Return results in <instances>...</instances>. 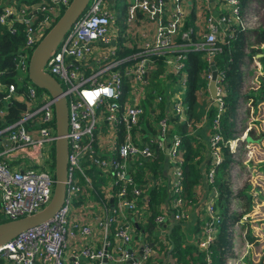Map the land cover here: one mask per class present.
Returning a JSON list of instances; mask_svg holds the SVG:
<instances>
[{"label":"built area","instance_id":"obj_1","mask_svg":"<svg viewBox=\"0 0 264 264\" xmlns=\"http://www.w3.org/2000/svg\"><path fill=\"white\" fill-rule=\"evenodd\" d=\"M124 1L123 5H116ZM70 2L0 0V25L13 34L19 27L23 32L22 44L7 61L0 59V123L3 124L0 223L41 210L54 192L57 139L54 100L31 83L28 69L37 44ZM227 3L228 16L211 12L204 15L202 8L212 9V0H89L44 65V71L59 82L67 102L68 151L63 204L49 220L0 245V264H148L156 256L160 243H166L159 236L164 237L168 232L165 224L169 216L176 223L190 222L193 217L203 222L192 242L205 252L206 264H212L209 246L221 222L215 204L218 192L213 184L216 169L223 162L222 147L226 142L234 158L229 169L232 189L229 206L230 211L240 215L231 226L233 253L226 264H248V257L257 263L253 253L257 244L263 248L256 258L259 261L264 256V171L255 159L264 152L258 154L252 143H246L238 164L239 147L246 139L247 130L256 127L253 118L247 120L234 140L224 141L220 133L225 96L222 74L217 72L215 97L209 99V105H215L217 113L208 122L204 154L209 165L201 169L195 202L183 196L180 136L174 133L169 138L172 129L166 117L155 122L154 140L145 138L150 136V126L142 129L141 125L149 75L155 70L157 58L174 45L190 8L196 10L203 23L197 31V40L191 41L193 31L189 28L182 34L188 43L180 47L181 51L163 59L168 74H180L188 51H206L209 59L217 50L214 47L217 38L231 37L233 20L244 27L247 12L240 11L239 0H227ZM122 9L124 19L117 23V13ZM206 76L211 81L212 73ZM156 100L159 102L161 96L157 95ZM16 102L24 104L20 117L7 122V117L16 116L13 114ZM257 108L258 119L263 123L264 112L260 111L261 105ZM173 109L170 114L178 116V123L187 120V107L181 99L173 101ZM155 114L156 111L151 117ZM206 114L197 126L206 122ZM192 124L194 120L188 123L187 134L192 133ZM167 144L168 174L153 177L145 163L154 157L155 149L164 150ZM44 145H53L48 167L42 160ZM155 185H166L170 198L154 218L158 226L153 236L161 238L158 241L148 232L149 190ZM246 185V194L251 198L247 208L246 200L238 195ZM246 225L252 230L251 242L247 239ZM165 260L167 264H176L168 256Z\"/></svg>","mask_w":264,"mask_h":264},{"label":"trees","instance_id":"obj_2","mask_svg":"<svg viewBox=\"0 0 264 264\" xmlns=\"http://www.w3.org/2000/svg\"><path fill=\"white\" fill-rule=\"evenodd\" d=\"M20 2L31 3L38 0H19ZM216 1V0H215ZM250 0H239V7L242 13L245 12V6ZM1 10V6H0ZM63 8L61 9L57 19L63 13ZM202 11L205 10L202 8ZM194 10L187 12L184 16V20L181 22L179 31L176 34L174 39V45L166 51L163 55H160L157 58V63L155 64L156 70L152 71V79L150 87L160 93H163V89H167L175 81L176 77L170 75L166 76L167 79L163 80L162 74L164 72L162 64L163 59L167 55L171 54L170 52L175 49L176 46L183 47L184 44L188 43V40L182 38V34L192 28L191 41L197 40V27H200L198 24H194ZM231 37L222 35L219 36L214 44V47L217 49L208 59L206 57V51H196L191 50L186 53V56L183 60V70L186 73V84L185 91L183 95L182 103L187 107V120L183 121L179 128L172 130L169 134V138L172 137L174 133H177L180 136V144L183 150V162H182V175L184 181V198L195 202L196 199L194 195L199 189L202 173L201 169L203 165H209V160L203 156V152L206 147L202 142H195L194 135L187 134V126L190 120L200 121L201 116L204 112V106L200 103V97L204 94L203 90H206L207 79L206 74L210 70V63H213L216 67L218 73H221L223 76V84L225 87V96L223 98V111L220 116L221 124V135L223 136L224 141L234 140L239 131L236 128L238 126V110L237 105L238 101L241 98L240 87L244 80V74L242 71V64L245 61L253 62L256 58L257 53L260 52L259 47L256 44H252L250 37H254V43L264 41V25L258 26V28L250 29L244 28L241 25H233L230 29ZM23 42V32L22 28H18V32L13 34L6 26L0 25V59L7 61L12 55V52ZM260 60L264 63V55L260 57ZM11 71L8 74L11 79ZM162 77V80L160 78ZM205 88V89H204ZM39 90V88H38ZM44 91L43 89H41ZM40 91V90H39ZM255 92V91H254ZM253 91H249V94L246 96L248 99H254V103H258L264 100V81H260L259 90L256 91V95H252ZM150 98H153L151 95ZM245 100V102L247 101ZM16 107H13V114L16 116L7 117V122L15 120L17 117H20V113L24 107L23 103L16 102ZM165 102L162 98L160 103L158 102L157 106L158 115L152 117L150 120V136H145L146 139L154 140L156 132L154 128L156 127L155 122L159 118H164L165 115ZM154 111V109H152ZM208 119L207 122H210L216 115L217 109L214 105H210V109L207 112ZM155 118V119H154ZM153 119V120H152ZM167 119V117H166ZM178 120V116L175 114H170L167 121L176 125L175 123ZM152 121V125H151ZM148 124V120H146ZM3 124L0 123V128ZM223 152V162L216 169V174L214 178V187L216 188L218 195L215 200L217 209L221 214V222L218 225V233L215 240L210 244L209 249L211 250V260L212 264H226L227 259L233 253V236L231 231V226L239 218V213L235 211H230V202L232 197V189L229 181V169L234 163L233 153L229 150V144H226L222 147ZM165 149L161 150L159 148L155 149L154 157L149 160L147 167H149L152 176L158 177L163 175L165 170L164 160L166 158ZM206 160V161H205ZM244 187L239 190L238 195L240 199H245L247 204L246 208L251 204V198L246 194L248 189ZM150 197V216L148 218V232L156 241L164 239L165 244H161L158 249H156V256L151 259L148 264H161L166 259V256L169 259H174L176 264H206L205 252H201L195 243L187 240L186 234L181 230L182 225L174 224L170 231L166 235L159 236L161 238L153 236V231L157 228L158 224L154 221V218L161 213L164 209L162 206L163 203L168 202V192L166 185H155L149 190ZM169 203V202H168ZM171 212L172 210L169 209ZM247 212V209H246ZM8 221L3 220L1 222ZM200 224V225H199ZM203 222L198 220V226L202 227ZM248 229L247 239L251 242L253 237L251 236L252 230L249 225H246ZM201 229V228H200ZM199 231V229H197ZM154 241V240H152ZM250 263L249 257L247 258V263ZM248 263V264H249ZM169 264V262H168ZM251 264H264V256L260 258L257 263Z\"/></svg>","mask_w":264,"mask_h":264},{"label":"water","instance_id":"obj_3","mask_svg":"<svg viewBox=\"0 0 264 264\" xmlns=\"http://www.w3.org/2000/svg\"><path fill=\"white\" fill-rule=\"evenodd\" d=\"M88 2L89 0H71L61 16L37 44L31 55L28 69V77L31 83L37 88L45 90L50 95L51 99L54 100L57 135L54 145L56 183L51 200L41 210L15 220H8L0 223V245L17 236L20 232L49 220L63 204L66 189L68 151L66 137L68 132L67 102L59 82L44 71V65L51 52L57 48L58 43L66 31L83 13ZM214 5L213 2L212 6ZM210 68L212 79L209 82V91L211 97H215V79L217 70L213 63L210 65ZM250 139V136L246 137V140ZM168 146L169 144L166 145V153ZM161 264H167V260H164Z\"/></svg>","mask_w":264,"mask_h":264},{"label":"crops","instance_id":"obj_4","mask_svg":"<svg viewBox=\"0 0 264 264\" xmlns=\"http://www.w3.org/2000/svg\"><path fill=\"white\" fill-rule=\"evenodd\" d=\"M124 3H125V1L122 3L117 2L116 5H123ZM263 3L264 2H262V4ZM214 4H215V2H214ZM211 6H212V4H211ZM251 8H252L251 2L248 1L247 5L244 8L245 12L249 11L248 9H251ZM212 10L214 12L217 11V3L214 6H212ZM194 12H195V14H194L193 23L196 25L198 24L200 27H197V29H199V28H201V25L203 22H202V19H200V17H197L196 10H194ZM252 25H253V28H250V29L258 28V26H260L259 23H257V22H254V23L251 22L249 24L244 23L245 28H249ZM249 40L252 41V44L257 45L255 47H259L261 50H260V52L257 53L255 62L253 64H248L245 62H244V64H242V71L244 74V80H243L242 85L240 87L239 93L241 94V98L239 99L238 105H237L238 122L240 121V124L238 125V127L236 126V128L237 129L239 128L238 129V131H239L238 135H239L241 133V131L245 128L246 122L249 118L254 119L253 121L256 123V127L252 126L251 129L247 130V134H246L247 136L246 137L250 136L251 139L250 140L245 139V141H243L241 143V145L239 147L238 164H240L239 159L241 157V152H243L244 146L246 143H252V145L254 146V147L252 146L254 148V150L259 151L258 154H261L264 152V130H263L264 122L262 123L258 119L260 117V113H259V108H257L259 105H261L260 111L264 112V100L255 104L254 99H251V100L248 99L247 100V97H246L249 94V91H253L252 95H256V91L259 90V88H256V87L257 86L260 87V81H264V63H263V61L260 60V57H262L264 55V41L254 43V42H256L254 37H250ZM181 50L182 49H180V47L176 46L175 49L173 51H171L170 52L171 54H169V55H174L176 52H179ZM211 64L212 63H210V65ZM162 67H163L164 72L160 75H162V77H164L163 80H166L167 79L166 76H170V75H172L174 77H178L179 78V84L183 86V92H184L186 81H183L182 78L183 77L186 78V73L183 70V68L180 70V72H179L180 74L173 75V74L166 73V69H165L164 64H162ZM156 68H158V66ZM156 68H155V70H156ZM209 72L211 73V68H210ZM162 77L161 78L159 77V78L162 80ZM151 79H152V72L149 75V92H148V95L143 100L145 114H144L143 120L141 121L142 129L145 128L146 126H150V120L152 118L151 114L154 111H156L158 113V111L156 110V109H158V106H157L158 101L156 100L157 95L161 96L160 101H162V98L164 99V102L166 104V105L164 104L165 105V115L164 116H166L167 119H168V117L170 118V109H171V106L173 104V101H175L174 99H172L173 90H174L173 84H175V81L170 85L169 88L163 89L164 90L163 93H160L159 90L155 91L150 87ZM206 79H207V76H206ZM207 81H208V83H207L206 90H203L204 94H202V98L200 97V100H199L200 103L205 105L204 106V112L201 116L200 121H194V124L191 125L192 126L191 127V131H192L191 135L196 136L194 139L195 142H196V140L200 141V142H202V144L205 145V147L208 144V122L206 120V122L200 126H197L196 124L198 122L201 123V121L203 120V118L205 116V113L208 112L210 109V105H209V99H211V94L209 91V82L210 81L208 79H207ZM151 95L153 96V98H150ZM245 100H247V101L245 102ZM160 101H159V103H160ZM152 109H154V111H152ZM157 115L158 114H155V116H157ZM155 116H153V117H155ZM206 117L208 118V113L206 114ZM261 119L263 120L264 116ZM146 120H148V124L146 123ZM192 120H194V119H192ZM175 124L176 125H174L168 121V125L172 130H176L179 128L180 124L178 122H176ZM151 125H152V121H151ZM188 128L189 127H187V130H188ZM153 132H155V128H154ZM150 133H151V130H150ZM250 151H252V150H250ZM203 156H205L204 152H203ZM262 156H264V154H261L260 156H256L255 159L257 160V166L259 167V169L264 171V158ZM166 158H167V155H166ZM235 162H237V161H235ZM164 165H165V170L163 171V174H168L169 164H168L166 159L164 160ZM206 165H203L202 169H204L206 167ZM201 191H202V189H201ZM168 198H169V193H168ZM168 202H169V199H168ZM168 202H165V203H168ZM174 224L182 225L181 230L183 231L184 234H186L187 240L189 242L193 241V235L196 232H198L197 229L200 230V228H201V226L200 227L198 226V220L195 217H193L192 220H190V222L176 223L169 216L166 220L165 228L167 226V230L170 231L171 228L174 226Z\"/></svg>","mask_w":264,"mask_h":264},{"label":"rangeland","instance_id":"obj_5","mask_svg":"<svg viewBox=\"0 0 264 264\" xmlns=\"http://www.w3.org/2000/svg\"><path fill=\"white\" fill-rule=\"evenodd\" d=\"M212 2H215V4L217 3V11L214 12L213 11L214 9L212 10L211 8H210V10L203 8L205 10L204 15H207L210 12L214 15H227V16L230 15V8H229V5L227 3V0H216V1L212 0ZM250 2H251L252 8L248 9L249 11H247L246 15H244V18H243L244 23L249 24L251 22L252 23L257 22V23H259V25H264V3L262 4V2H264V0H250ZM123 10L124 9H122L119 13H117V19H116L117 23L122 22L124 19ZM190 10H195V9L190 8ZM233 21H234L235 25H239V23L237 21H235V20H233ZM249 28H253V25ZM220 36H222V35H220ZM205 55L208 58L207 52ZM248 64H253V62H251V60H250V61H248ZM27 82L31 85V83L28 79H27ZM173 87H174V90H173L172 99H174L176 101L179 99L183 100V95H184L183 94L184 93L183 92V86L179 84V78L178 77H176L175 84H173ZM39 90L42 91L41 89H39ZM177 96H179L178 99H176ZM216 109H217V107H216ZM170 111L172 113L174 112L173 104L171 106ZM52 148H53V145H51L50 147L48 145H44L42 148V153H43V159L42 160H43V163H45V165H47V167H48V165H49V163L53 157ZM262 248H263L262 244H257L254 248L253 253L255 254L254 259L256 260V262H258V259L256 257H258L260 255ZM251 263H252V261L250 260L249 264H251Z\"/></svg>","mask_w":264,"mask_h":264}]
</instances>
